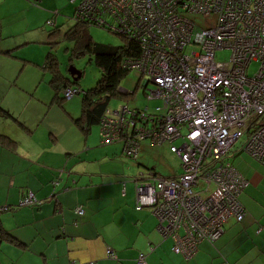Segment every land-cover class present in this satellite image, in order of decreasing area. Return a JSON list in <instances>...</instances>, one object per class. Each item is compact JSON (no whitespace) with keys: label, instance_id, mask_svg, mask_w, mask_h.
<instances>
[{"label":"built area","instance_id":"1","mask_svg":"<svg viewBox=\"0 0 264 264\" xmlns=\"http://www.w3.org/2000/svg\"><path fill=\"white\" fill-rule=\"evenodd\" d=\"M76 11L89 25L141 47L122 67L138 70L154 86L149 99L162 103L154 113L128 106L109 111L100 123L101 142H122L128 156L138 154L143 140L172 143L182 173L141 174L135 200L154 210L157 230L173 239V251L191 257L201 241L222 234L225 219L246 214L238 196L247 180L223 162L234 144L245 136L241 150L264 165V0H80ZM186 13H214L216 23L197 28ZM224 49L229 58L217 61L216 51ZM79 91L62 92L68 99ZM33 199L29 193L21 204ZM106 254L117 259L111 248ZM137 262L147 264L145 253Z\"/></svg>","mask_w":264,"mask_h":264},{"label":"crops","instance_id":"2","mask_svg":"<svg viewBox=\"0 0 264 264\" xmlns=\"http://www.w3.org/2000/svg\"><path fill=\"white\" fill-rule=\"evenodd\" d=\"M54 1L48 2V11L31 9L37 0H9L0 10V15L11 14L4 19L0 16V28L10 30H2L0 40L14 39L0 41V205L16 204L25 191L40 201L38 206L0 216L7 221L1 227L27 245L21 248L17 240L4 241L0 264H138V254L148 252L150 246L153 250L146 255L147 264H264V165L236 148L230 154L248 181L239 196L246 215L241 222L228 219L214 243H200L186 260L172 251L173 239L156 229L155 214L147 207L135 209V183L146 171L140 155L148 144L139 146L136 156H128L122 142L104 144L100 137L99 146L89 147L90 131L76 126L71 139L60 140L50 129L53 143L49 147L41 149L35 142V127L41 122L39 108L24 110L35 95L31 86L25 89L18 82V69L26 66L40 72L43 68L47 73L46 48L44 60H39L40 45L51 41V28L46 26L57 23L61 13L73 16L79 0ZM37 14L41 20L31 22ZM17 20H25V28L15 31L3 26L4 21L22 26ZM52 101L61 103L56 93ZM4 137L13 141V149ZM162 151L164 156L171 152ZM76 205H82L83 215L74 212ZM108 248L118 259L107 257Z\"/></svg>","mask_w":264,"mask_h":264},{"label":"rangeland","instance_id":"3","mask_svg":"<svg viewBox=\"0 0 264 264\" xmlns=\"http://www.w3.org/2000/svg\"><path fill=\"white\" fill-rule=\"evenodd\" d=\"M54 0H37V2L32 3L31 9L33 10H49L50 4L48 2ZM9 0H0V10L2 8H6L9 5ZM79 4V1H78ZM39 6V7H38ZM39 8V9H38ZM5 10V9H3ZM25 11H18L17 14ZM11 15L10 13L3 12L0 16H3V19L6 16ZM28 17L32 15L27 14ZM77 16V11L72 15L61 13L60 19L57 23L50 24L51 26H46L47 29H50V32L55 30L54 39L50 42H43L40 45V56L39 60H44L46 54H50L56 60L57 71L53 73L49 69H44L47 73L43 71L41 68L40 72L32 69L31 67L24 66L22 69H18V82L21 83L25 89L31 86V92L34 93L35 97L29 100V102L24 106L25 111H29L31 108L35 111L39 108L40 113V124L37 129L35 127V142L39 143L41 149L49 147L53 142L51 141V131H54V134L59 137L60 140H68L75 137L76 124L75 120L80 118L81 108H82V98L85 92L94 88L97 82L101 78V69L95 64V62L91 59L89 54L78 55L73 53L75 41L65 36V32L72 28L76 21L73 19ZM186 16L193 20L196 23L197 28H207L213 27L216 23V15L212 13L209 16H204L196 13H186ZM16 19V18H14ZM41 20V16L38 14L32 17L33 23L39 22ZM19 23H23L22 26H9L6 22H3L4 27H10V29L15 31H20L21 28H25L27 22L25 20H17ZM88 35L93 42L101 43V44H109L113 46H121L124 44V41H127L120 34H114L107 28H101L95 24L88 25ZM43 27V24H42ZM2 30L10 31L6 28H0V33ZM13 38L4 37L0 40L3 43H8V41H13ZM46 48L47 53L43 52V49ZM194 49V46H188L186 51H191ZM37 52V50H35ZM3 55L0 54V57ZM230 56L229 50H218L215 53V59L217 61H226ZM22 65V64H20ZM19 65V66H20ZM76 66V67H75ZM73 67L76 71L81 73L79 79L74 81L72 75L70 74V68ZM257 64L253 62L251 65L250 74L256 70ZM54 74L60 77L59 82H67L72 85L74 88L79 89V93L75 94L74 97L64 99V96L61 94V91H56L53 87L50 86L51 81L54 78ZM74 81V82H73ZM144 78L141 76V73L138 70L132 69L127 72L125 77L122 78L119 88L125 89L132 94L126 96L119 92L116 95L112 96L108 102V107L111 110H118L123 106H129L130 108L137 109H145L150 111H154L156 106L161 105L160 99H149L148 94L149 90L154 88L153 84L148 83L146 87L143 85ZM75 83V84H74ZM69 87V86H66ZM65 89V88H64ZM60 94L59 98L61 99V103H57L52 101V96L55 93ZM12 93L9 95L11 96ZM36 97H39L36 98ZM22 108V107H20ZM28 112H25L24 117H28ZM76 126V127H75ZM87 140V145L91 146H99V137L100 136V128L98 124L91 126L89 130ZM81 133V132H80ZM246 137H241L233 146V149L236 148L238 153H243L247 155L246 152L241 150L242 144L245 141ZM76 139L72 140L71 143H74ZM181 143V139H177L174 141V144L179 145ZM143 144H148L149 146L145 151L141 150L140 160L143 161L144 166L146 168H155L156 173L159 176L163 177H172L175 174L180 173V159L177 154L173 153L170 150L169 142H165L161 145H154L149 140L142 141ZM167 148L171 152L164 156L162 149ZM175 155H173V154ZM125 156V155H124ZM126 157V156H125ZM133 162H135L133 160ZM147 164V165H146ZM145 169L144 167H141ZM0 201L2 202V197H0ZM3 206V205H0ZM150 209V212L153 213L154 210L151 207H147ZM5 220V218H3ZM4 225H7V221L5 220Z\"/></svg>","mask_w":264,"mask_h":264},{"label":"trees","instance_id":"4","mask_svg":"<svg viewBox=\"0 0 264 264\" xmlns=\"http://www.w3.org/2000/svg\"><path fill=\"white\" fill-rule=\"evenodd\" d=\"M76 10H77V7L75 8L74 13L76 12ZM74 13H73V15H74ZM73 19L76 21V24L72 28H70L69 30H67L65 32L66 37L73 39L75 41L73 53L78 54V55L89 54V56H91V59L101 69L100 80L97 82V84L95 85L94 88H92L89 91L84 93L83 98H82L81 115H80V118L75 120V124H76V126H78V128L88 132L90 130L91 126H93V125L98 124V126L100 128V123H101L102 119L108 115L109 111H112L108 107V102L112 96L116 95L117 92H119L123 95H126V96L131 94V93H123L121 91H118V86H119L122 78L125 77V75L129 71V70H126L125 68L122 67V61L126 57H137V56H139V54L141 52V47L139 44H137L135 42L130 43L128 41H124V44L121 46H113V45H109V44H101V43L93 42V41H91V39L88 35V32H87V29L89 26H88V23L86 22V20H82L78 16H76ZM99 27H101V26H99ZM101 28H103V27H101ZM48 32H50V30ZM53 34H55V30L50 32L51 41L55 38V37H52ZM114 34H116V33H114ZM45 62H46L45 68L49 69L53 73H56L57 64H56V60L54 59V57H52L50 54H48L47 60ZM59 80H60V77H58V76H56V74H54V78L50 83V86L53 87L56 91L62 92V90H64V88H66V86L73 87L72 85H70V83L68 84L67 82H59ZM62 95H63V93H62ZM56 96L59 98V94L57 92H56ZM72 97H74V96H72ZM64 99H65V97L62 100H64ZM59 100H61V99L59 98ZM131 109H133V111H135L137 114H138L139 110H141V111L144 110V109H137V108H131ZM154 111H150V112L154 113ZM4 138L7 141V146L10 147V149H13L14 147L10 145L11 143L13 144V141L11 139L6 138V137H4ZM233 159H234V154L232 155V153L231 154L229 153V155H227L223 159V162L229 163L231 166H233V168H235V170H237L235 167ZM180 168H181V162H180ZM150 170H152V169L146 168V171H150ZM237 172H239V171L237 170ZM180 173H182V169H181ZM247 183H248V181H247ZM29 193L33 194L32 192H28V191L26 192L25 191L24 194L22 195V197L19 199V201L16 204L6 203L5 205L0 206V216L1 215L5 216L4 214L16 211V210L23 208V207L24 208L25 207L26 208H32L33 206L40 205V201H37L35 197L31 203L21 204L22 202H24L25 200H27L29 198ZM239 196H240V194H239ZM239 196H238V199H239ZM78 206L82 207V205H76L74 207V212L77 215L81 216L84 214V209L82 207V213L79 214L76 212V209ZM135 209L140 210V209H142V207L135 205ZM245 215H244V217H245ZM3 216H2V218H0V245L2 244V250H3V246H4V243H3L4 241L16 242V240H17V242H19L18 244L20 245L21 248H26L27 245L25 243L21 242L16 237H12V235L9 233L8 230L1 227V226H3ZM244 217H243V219H244ZM228 219H234L237 222H241L243 220V219H241V220L237 219L236 216H234V215L228 217L227 219H225L221 223V228L223 229V231H224V224ZM157 224H158V222H157ZM157 224H156V226H157ZM156 229H157V227H156ZM216 240L208 241L205 239V240L201 241L200 243L207 242V243L212 244ZM172 248H173V245H172L171 249ZM152 250H153V247L150 246L148 248V252H151ZM172 251H173V249H172ZM148 252H141V253L147 254ZM114 254L116 255L115 252H114ZM193 255L191 257H185L184 255L181 254V256L186 260L191 259L193 257ZM116 257H117V255H116ZM117 259H118V257H117ZM112 260H116V259H112ZM136 260H137V258H136Z\"/></svg>","mask_w":264,"mask_h":264},{"label":"clouds","instance_id":"5","mask_svg":"<svg viewBox=\"0 0 264 264\" xmlns=\"http://www.w3.org/2000/svg\"><path fill=\"white\" fill-rule=\"evenodd\" d=\"M80 2V1H79ZM79 5V4H78ZM78 5L76 6V7H78ZM89 25V24H88ZM143 83H145V84H143L144 85V87H146L147 86V83L145 82V80L143 81ZM63 91V90H62ZM118 91H121V92H123V93H131L132 94V92H129V91H127V90H125V89H122V88H119V90ZM63 93V92H62ZM129 107V106H128ZM130 108V107H129ZM131 109V108H130ZM112 111H115V110H112ZM143 111H146V112H148V110H147V108H145ZM144 141V140H143ZM165 143V142H164ZM163 144V143H162ZM141 145H142V142H141ZM161 145V144H160ZM141 147V146H140ZM232 149H233V147H232ZM234 150V149H233ZM233 150H232V152H233ZM237 151V150H236ZM231 152V151H230ZM147 172H154V173H156L153 169L152 170H150V171H146V172H144V174L145 173H147ZM157 174V173H156ZM158 175V174H157ZM178 176V175H177ZM136 182H137V180H136ZM136 184V183H135ZM33 197H34V195H33ZM107 255V254H106ZM146 255L147 254H145V259H146ZM147 262V261H146Z\"/></svg>","mask_w":264,"mask_h":264},{"label":"water","instance_id":"6","mask_svg":"<svg viewBox=\"0 0 264 264\" xmlns=\"http://www.w3.org/2000/svg\"><path fill=\"white\" fill-rule=\"evenodd\" d=\"M70 74L72 75V79L74 80V81H76L77 79H79L80 78V76H81V74L78 72V71H76L73 67H71L70 68ZM73 81V82H74ZM143 84H145V83H143Z\"/></svg>","mask_w":264,"mask_h":264},{"label":"bare ground","instance_id":"7","mask_svg":"<svg viewBox=\"0 0 264 264\" xmlns=\"http://www.w3.org/2000/svg\"><path fill=\"white\" fill-rule=\"evenodd\" d=\"M76 67V66H75Z\"/></svg>","mask_w":264,"mask_h":264}]
</instances>
